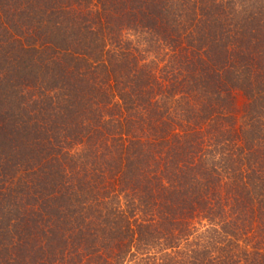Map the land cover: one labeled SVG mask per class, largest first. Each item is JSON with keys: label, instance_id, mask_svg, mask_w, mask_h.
Segmentation results:
<instances>
[{"label": "trees", "instance_id": "16d2710c", "mask_svg": "<svg viewBox=\"0 0 264 264\" xmlns=\"http://www.w3.org/2000/svg\"><path fill=\"white\" fill-rule=\"evenodd\" d=\"M0 264H264V0H0Z\"/></svg>", "mask_w": 264, "mask_h": 264}]
</instances>
